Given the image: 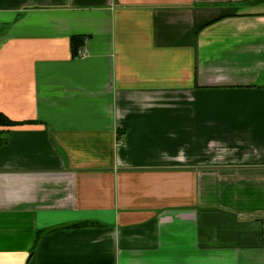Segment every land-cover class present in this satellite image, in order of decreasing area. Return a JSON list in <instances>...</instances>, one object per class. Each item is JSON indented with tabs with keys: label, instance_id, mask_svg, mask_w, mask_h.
Returning <instances> with one entry per match:
<instances>
[{
	"label": "crops",
	"instance_id": "crops-1",
	"mask_svg": "<svg viewBox=\"0 0 264 264\" xmlns=\"http://www.w3.org/2000/svg\"><path fill=\"white\" fill-rule=\"evenodd\" d=\"M0 113V264H264V0H0Z\"/></svg>",
	"mask_w": 264,
	"mask_h": 264
},
{
	"label": "trees",
	"instance_id": "trees-1",
	"mask_svg": "<svg viewBox=\"0 0 264 264\" xmlns=\"http://www.w3.org/2000/svg\"><path fill=\"white\" fill-rule=\"evenodd\" d=\"M84 42H85V37H82L80 35L73 36L72 47H73L74 56H77L78 50L83 46ZM14 125H17V123L10 120L4 114L0 113V127L1 126H14ZM6 141H7L6 139H4V140L0 139V145L4 144ZM84 225L89 226V225H93V223H85ZM36 244H38V240H37Z\"/></svg>",
	"mask_w": 264,
	"mask_h": 264
},
{
	"label": "built area",
	"instance_id": "built-area-1",
	"mask_svg": "<svg viewBox=\"0 0 264 264\" xmlns=\"http://www.w3.org/2000/svg\"><path fill=\"white\" fill-rule=\"evenodd\" d=\"M83 55V51L79 50V56Z\"/></svg>",
	"mask_w": 264,
	"mask_h": 264
}]
</instances>
